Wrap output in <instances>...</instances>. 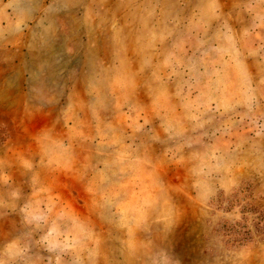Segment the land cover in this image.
<instances>
[{"label": "rangeland", "instance_id": "1", "mask_svg": "<svg viewBox=\"0 0 264 264\" xmlns=\"http://www.w3.org/2000/svg\"><path fill=\"white\" fill-rule=\"evenodd\" d=\"M260 212L264 0H0V264H264Z\"/></svg>", "mask_w": 264, "mask_h": 264}, {"label": "trees", "instance_id": "2", "mask_svg": "<svg viewBox=\"0 0 264 264\" xmlns=\"http://www.w3.org/2000/svg\"><path fill=\"white\" fill-rule=\"evenodd\" d=\"M261 224V225H264V213L263 212H260L259 215L257 216V224ZM241 228H243L242 226H240ZM261 229L263 231H259V234H263L264 235V227H261ZM257 230V229H256ZM236 233V232H235ZM237 234L239 235L238 238L234 239L235 241H238L240 242L241 240H247L248 239V233L246 231H241V232H237ZM236 236V235H235Z\"/></svg>", "mask_w": 264, "mask_h": 264}]
</instances>
